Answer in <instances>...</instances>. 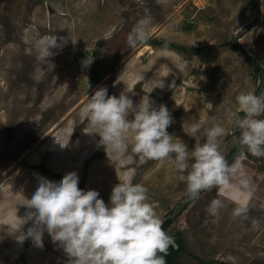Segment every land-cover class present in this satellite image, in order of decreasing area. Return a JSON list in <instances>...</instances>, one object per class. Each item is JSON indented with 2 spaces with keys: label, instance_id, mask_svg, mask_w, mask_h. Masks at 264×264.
Wrapping results in <instances>:
<instances>
[{
  "label": "rangeland",
  "instance_id": "374dc122",
  "mask_svg": "<svg viewBox=\"0 0 264 264\" xmlns=\"http://www.w3.org/2000/svg\"><path fill=\"white\" fill-rule=\"evenodd\" d=\"M259 14L256 21L254 0H0V264H69L46 230L42 245L18 239L32 221L13 232L41 178L59 182L74 172L78 187L98 191L106 205L119 179L130 178L147 188L161 220L185 199L187 186L172 165L137 155L130 140L113 152L93 129L78 134L87 125L83 107L100 87L117 97L124 92L134 106L149 98L153 107L168 108L167 131L189 150L195 139L188 124L221 123L227 134L220 151L227 158L238 141L229 112L238 109L241 92L256 94L260 84L244 51L264 70V0ZM145 17H151L148 39L120 58L122 30L126 39ZM53 34L61 47L49 64L37 59L33 43ZM96 63L100 77L91 81ZM236 154L248 186L201 191L171 219L164 231L180 232L184 245L174 264H264V157L242 148ZM217 198L223 207L213 216L207 209ZM238 203L247 205L246 218L233 217Z\"/></svg>",
  "mask_w": 264,
  "mask_h": 264
},
{
  "label": "clouds",
  "instance_id": "9594fccd",
  "mask_svg": "<svg viewBox=\"0 0 264 264\" xmlns=\"http://www.w3.org/2000/svg\"><path fill=\"white\" fill-rule=\"evenodd\" d=\"M150 24L151 17L141 19L127 34L126 43L134 47L145 42ZM59 41L66 42L64 37H59ZM33 47L38 60L51 64L49 58L57 54L53 49L61 44L53 34L35 40ZM236 100L238 109L230 111L229 117L239 130L238 144L251 155L264 157V119L259 118L264 115V92H241ZM240 112L244 115L240 116ZM82 116L106 149L124 151L125 141L130 140L137 155L172 165L180 173L178 179L186 184L190 198H198L201 191L213 188L235 193L241 185L248 186L243 179V158L229 163L220 151V138L227 134L221 123L205 127L206 121L197 119L188 124L186 133L195 139L189 150L184 141L174 142L167 131L173 118L166 106L153 107L149 98L134 106L124 92L119 97L109 96L104 87L88 96ZM233 179L239 184L233 185ZM78 184L74 172L65 174L59 182L41 178L31 199L24 203L28 211L13 232L20 231L29 221L32 226L18 239L31 237L42 245L46 230L63 247L69 264H166L164 257L175 241L164 231L163 221L148 202L144 185L133 183L130 178L119 179L106 205L98 191L82 190ZM222 207V199H213L207 211L215 216ZM247 212V205L238 203L233 217L246 218Z\"/></svg>",
  "mask_w": 264,
  "mask_h": 264
},
{
  "label": "water",
  "instance_id": "95a60500",
  "mask_svg": "<svg viewBox=\"0 0 264 264\" xmlns=\"http://www.w3.org/2000/svg\"><path fill=\"white\" fill-rule=\"evenodd\" d=\"M255 1V6H256V8H257V20L256 21H258L259 20V0H254ZM252 24H248V27L249 26H251ZM235 41H236V38H235ZM244 55L251 61V62H253L257 67H258V69H259V72H260V84H259V86H258V88H257V91H256V94L257 95H260V93L263 91V86H264V70H263V68L261 67V65L248 53V52H245L244 51ZM244 115V113L242 114V116ZM234 130L236 131V133H237V136H238V140H239V135H240V133H239V131H237L235 128H234ZM241 147L239 146V144H238V141H237V144L235 145V147H234V149L229 153V155H228V157L226 158L227 160H228V162L230 163L233 159H234V157L237 155L236 153L237 152H239V149H240ZM193 198H190L189 197V195L185 198V199H183L181 202H179V204L178 205H176L172 210H171V212L170 213H168V214H166L165 216H164V218L162 219V221H163V223H164V221H166V220H168V219H175L176 217H177V215L185 208V206L189 203V202H191V200H192ZM162 226H163V224H162Z\"/></svg>",
  "mask_w": 264,
  "mask_h": 264
},
{
  "label": "trees",
  "instance_id": "16d2710c",
  "mask_svg": "<svg viewBox=\"0 0 264 264\" xmlns=\"http://www.w3.org/2000/svg\"><path fill=\"white\" fill-rule=\"evenodd\" d=\"M230 47L234 50H239L238 46L233 42L230 44ZM248 61H249V59H248ZM99 69H100L99 66H93L92 67V70H91L93 72L92 73L93 74L92 79L95 81L98 79L97 74L99 72ZM170 222H171V220H169V219L164 221L163 226H162L163 229H165ZM171 237H173L175 244H174V246L169 247L168 254L164 257L166 260V264H173L175 257L178 255L179 251L184 250V245L182 243V238L180 236V233L177 232V234L172 235Z\"/></svg>",
  "mask_w": 264,
  "mask_h": 264
},
{
  "label": "flooded vegetation",
  "instance_id": "af4514ba",
  "mask_svg": "<svg viewBox=\"0 0 264 264\" xmlns=\"http://www.w3.org/2000/svg\"><path fill=\"white\" fill-rule=\"evenodd\" d=\"M126 34V32H125V30H122V42H120L119 44H117V49L119 50V51H121L120 52V55L119 56H121L120 58H122V56H124V54H126L132 47H130L127 43H126V39L124 38V35ZM93 66H99V72H98V74H97V80H99V77H100V73H101V66H100V64L99 63H96V64H94ZM93 66H91L90 67V69H89V73H90V80L91 81H95V80H93L92 79V77H93V72L91 71L92 70V67ZM96 80V81H97ZM108 95L109 96H111V95H114V91H113V89L111 88V91L108 93ZM85 120H83V122H84ZM85 122H87V121H85ZM84 122V123H85ZM88 126L87 125H85V127H82V128H80V131H79V133L78 134H80L81 133V130H83V128H87ZM74 131L75 130H73V133H72V135H74ZM234 149V148H233ZM232 149V150H233ZM231 150V151H232ZM230 153V152H229ZM228 157V156H227ZM170 220V219H169ZM180 233V232H179ZM177 234V233H176ZM180 236H181V234H180ZM182 238V237H181ZM182 243H183V240H182ZM176 258V257H175ZM175 261V260H174ZM173 264H174V262H173ZM218 264H224V263H221V262H219Z\"/></svg>",
  "mask_w": 264,
  "mask_h": 264
},
{
  "label": "bare ground",
  "instance_id": "6f19581e",
  "mask_svg": "<svg viewBox=\"0 0 264 264\" xmlns=\"http://www.w3.org/2000/svg\"><path fill=\"white\" fill-rule=\"evenodd\" d=\"M41 255H44V254H42V252H41V253H40V256H41Z\"/></svg>",
  "mask_w": 264,
  "mask_h": 264
}]
</instances>
